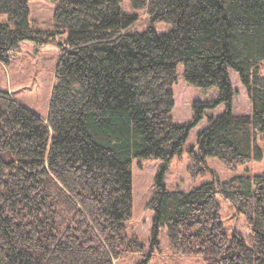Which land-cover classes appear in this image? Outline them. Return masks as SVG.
Segmentation results:
<instances>
[{"label": "trees", "instance_id": "1", "mask_svg": "<svg viewBox=\"0 0 264 264\" xmlns=\"http://www.w3.org/2000/svg\"><path fill=\"white\" fill-rule=\"evenodd\" d=\"M30 0H0V63L24 41L60 44L46 118L0 88V264H115L144 245L129 233L135 159L159 162L146 208L150 252L161 229L177 254L205 264H264V177H213L188 191H169L165 174L207 110V126L188 147L190 173L206 158L236 170L264 158V0H129L150 26L123 12V0H51L54 30L30 28ZM169 23L158 34L154 25ZM216 88L176 123L173 86ZM235 72L250 104L234 114ZM262 142V145L260 144ZM217 195L249 227L250 242L223 226ZM147 255L146 260H149Z\"/></svg>", "mask_w": 264, "mask_h": 264}, {"label": "rangeland", "instance_id": "2", "mask_svg": "<svg viewBox=\"0 0 264 264\" xmlns=\"http://www.w3.org/2000/svg\"><path fill=\"white\" fill-rule=\"evenodd\" d=\"M123 12L137 14L139 21L130 28V33H142L150 26V19L144 10L132 8L129 0H123L121 4ZM29 25L31 29L41 31L54 30L53 12L55 3L51 0H30ZM8 22L6 15H0V23ZM169 23H157L154 29L158 34L167 33L171 30ZM67 34L54 43L36 45L32 41H24L20 44L17 52L10 57L8 65L0 63V88L9 92L18 102L33 111L41 118H46L51 90L54 84V73L61 54L60 44L64 42ZM178 76L173 86L174 107L171 112L173 120L178 124H185L192 118V103L194 101H210L217 95L216 88H197L187 84L183 77V66L177 68ZM232 86L236 91L232 101L234 114H248L250 104L235 72L230 73ZM224 112V107L219 106L205 112V118L189 133L182 155L175 156L165 174V185L169 191H188L203 182L210 181L215 177L221 181L232 178L235 175H261L264 177V158L260 162H249L239 166L236 170L228 169L215 157L206 158V170L202 175L190 173V159L187 153L188 147H196L197 133L207 126V117L219 116ZM264 135V134H263ZM262 145V142L260 141ZM159 162L148 159H135L132 168V219L127 223L128 232L135 233L144 245L139 253L125 254L115 261V264H205L203 257L199 255H182L174 253L167 242L166 232L161 229L159 245L150 252V232L152 212L146 206L157 189L155 178ZM220 210L225 231L231 235L234 230L239 231L247 243L250 242L249 227L246 220L227 203L221 200ZM149 260H146L147 255Z\"/></svg>", "mask_w": 264, "mask_h": 264}, {"label": "crops", "instance_id": "3", "mask_svg": "<svg viewBox=\"0 0 264 264\" xmlns=\"http://www.w3.org/2000/svg\"><path fill=\"white\" fill-rule=\"evenodd\" d=\"M2 89V88H1ZM2 90H4V89H2ZM6 91V90H5Z\"/></svg>", "mask_w": 264, "mask_h": 264}]
</instances>
